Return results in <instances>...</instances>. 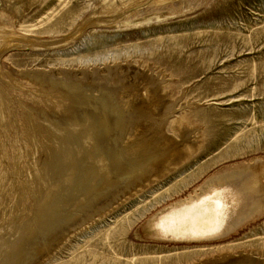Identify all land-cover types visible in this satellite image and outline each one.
I'll return each mask as SVG.
<instances>
[{
    "label": "rangeland",
    "instance_id": "obj_1",
    "mask_svg": "<svg viewBox=\"0 0 264 264\" xmlns=\"http://www.w3.org/2000/svg\"><path fill=\"white\" fill-rule=\"evenodd\" d=\"M261 156L264 0H0V264H264V208L213 240L148 228Z\"/></svg>",
    "mask_w": 264,
    "mask_h": 264
},
{
    "label": "bare ground",
    "instance_id": "obj_2",
    "mask_svg": "<svg viewBox=\"0 0 264 264\" xmlns=\"http://www.w3.org/2000/svg\"><path fill=\"white\" fill-rule=\"evenodd\" d=\"M157 102H158V99L155 98L154 96L152 98L143 97V100L138 101V103H140V104H138V105L136 104V105L138 106L139 111L140 110L145 111L144 109L148 110L149 108L154 106L155 103H157ZM82 125H84V124H82ZM141 128H142L141 126H138L137 131H139ZM85 133H86V131H85ZM167 140H169V138ZM83 142H87V141H83ZM92 143H93V141H92ZM117 158H119V157H117ZM261 158H262V156L258 160L261 161ZM255 160L257 163V159H255ZM121 162H124V161L122 160ZM263 162H264V159H263ZM239 163L228 164V165H225V166L217 169L215 172H213L211 175H209L202 183H200L193 191L189 192L184 197L176 199V200L172 201L171 203H168L167 205L163 206V208H161L157 213H155L151 217V219L148 221V228L150 229L151 234L154 237L159 238V239L177 241V242L213 240V239L221 238V237L227 235L232 230H235L236 226L237 225L239 226L240 223H244V222L246 223L247 220L252 219V216L257 215L258 213H261L263 208H264V184H263L264 183V175L259 178L257 175H254L252 173L253 170L250 168V166L248 164L244 163V161L242 162L241 165ZM118 165H120V164H117V166ZM257 166H258V164H257ZM105 167H106V165H105ZM73 170H75V168ZM130 173L132 174V172H130ZM135 173H136V171H133V174H135ZM123 174L124 173H122V175ZM137 174H138V172H137ZM66 179H68V178H66ZM71 179H72V177H71ZM92 181H90V182H92ZM69 182H72V181H69ZM79 198H81V196ZM45 200H47V199H45ZM45 200L44 201L42 200L43 203L45 202ZM79 205H81V204L79 203ZM46 217L47 216H45V218ZM41 220H42V218H41ZM46 220L47 219H45V222H46ZM39 224H41V222ZM29 227H31V226H29ZM30 233L28 232L27 234H30ZM21 234H23V233H21ZM23 236H25V233ZM20 237H21V235H20ZM20 237H19V239H21ZM17 240H18V238H17ZM18 241H20V240H18ZM12 247H13V245H12ZM17 251H18V249H17ZM12 252H14V251H12ZM20 253H21V250H20ZM13 258H15V257H13ZM16 258H18V256H16ZM11 261H9V262H11ZM14 264H16V263H14Z\"/></svg>",
    "mask_w": 264,
    "mask_h": 264
},
{
    "label": "crops",
    "instance_id": "obj_3",
    "mask_svg": "<svg viewBox=\"0 0 264 264\" xmlns=\"http://www.w3.org/2000/svg\"><path fill=\"white\" fill-rule=\"evenodd\" d=\"M241 224H243V223H241Z\"/></svg>",
    "mask_w": 264,
    "mask_h": 264
}]
</instances>
